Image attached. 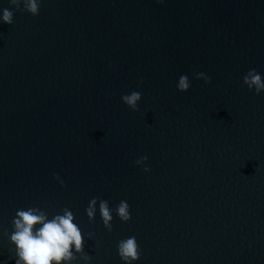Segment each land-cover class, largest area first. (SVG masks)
Returning a JSON list of instances; mask_svg holds the SVG:
<instances>
[{
  "label": "water",
  "instance_id": "water-1",
  "mask_svg": "<svg viewBox=\"0 0 264 264\" xmlns=\"http://www.w3.org/2000/svg\"><path fill=\"white\" fill-rule=\"evenodd\" d=\"M5 8L0 264H16L13 220L29 208L74 215L90 259L73 245L76 259L61 264H124L118 244L130 237L132 264H264V92L243 83L252 69L264 80V0H41L36 16L0 0V16ZM132 92L136 111L122 100Z\"/></svg>",
  "mask_w": 264,
  "mask_h": 264
},
{
  "label": "clouds",
  "instance_id": "clouds-1",
  "mask_svg": "<svg viewBox=\"0 0 264 264\" xmlns=\"http://www.w3.org/2000/svg\"><path fill=\"white\" fill-rule=\"evenodd\" d=\"M8 2L16 11H25L32 16L39 14L41 0H8ZM0 23L11 25L13 12L7 8L2 9ZM196 79H203L205 83L211 82L210 78L203 73H197ZM243 83L249 90L255 89L256 94L264 92V80L255 69L247 72L243 78ZM190 86L188 77L182 75L178 81V90L187 92ZM122 100L130 109L136 111L138 110L137 104L141 100V94L132 92L130 95L122 96ZM146 159L147 157H142L136 163L139 164ZM145 171L148 169L145 168ZM96 202V199L91 200L86 209L89 220H92L95 214ZM99 211L105 228L111 231L109 221H112V214L107 201H100ZM116 212L123 222L129 221L131 218L129 205L125 201L120 202ZM74 219V215L68 209L64 210L63 215H55L52 219H48L47 214L38 208L18 210L16 218L13 220L15 231L11 235V243L15 245L18 257L16 264H53V262L61 264V261H74L76 256L72 251L73 245L76 253L82 254L85 261L89 260L87 255H83L82 233L79 227L73 223ZM118 254L124 264H132V262L137 261L139 249L135 237L121 240L118 244Z\"/></svg>",
  "mask_w": 264,
  "mask_h": 264
}]
</instances>
